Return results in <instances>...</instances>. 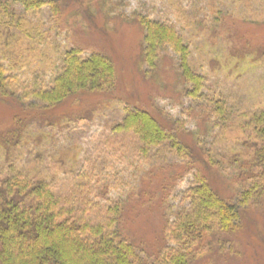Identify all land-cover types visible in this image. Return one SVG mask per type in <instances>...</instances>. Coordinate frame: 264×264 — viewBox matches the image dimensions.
Returning a JSON list of instances; mask_svg holds the SVG:
<instances>
[{"label": "rangeland", "instance_id": "obj_1", "mask_svg": "<svg viewBox=\"0 0 264 264\" xmlns=\"http://www.w3.org/2000/svg\"><path fill=\"white\" fill-rule=\"evenodd\" d=\"M116 1L120 4L114 13L140 10L172 19L184 31L192 44V64L206 79L204 96L192 102L181 94L182 83L171 66L174 56L169 50L161 52L158 80L145 78L139 68L142 29L126 17L111 22L104 32L89 35L74 26L73 31L65 24L55 26L48 11L24 17L22 29L2 22L0 60L10 73L19 74L17 90L29 95L38 86L36 81L46 87L61 66L65 50L75 45L86 48V55L92 50L109 55L116 67L117 85L108 94L113 99L94 98L98 105L82 121H62L44 129L33 120L26 124L22 138L11 136L14 142L4 146L0 138V181L13 170L44 177L64 199L81 211L86 208L93 223L103 221L107 208L119 199L127 201L130 207L124 223L128 235L151 253L148 264H162L159 208L165 197L170 204L167 216L174 218L196 171L204 172L222 195L234 200L264 175V164L256 155L262 140L257 138L253 121L264 110V0ZM219 9L225 15L215 23ZM229 26L237 29L236 37ZM243 41L249 43L245 52L236 51ZM220 97L227 103L221 121L202 110L211 109ZM126 103L150 110L157 107L168 123L186 120L187 132H198L202 141L197 144L187 134L184 139L215 166L206 168L201 160L181 158L169 143L142 155L136 136L112 130L122 119ZM62 107L49 111L46 121L62 117L57 112ZM13 114L16 109L0 104V134L13 119L15 123ZM77 114L70 109L67 116ZM208 116L204 125L203 117ZM55 139L60 150L72 148L73 165L53 159ZM186 252L191 264H264V198L251 200L236 231L204 236Z\"/></svg>", "mask_w": 264, "mask_h": 264}, {"label": "trees", "instance_id": "obj_2", "mask_svg": "<svg viewBox=\"0 0 264 264\" xmlns=\"http://www.w3.org/2000/svg\"><path fill=\"white\" fill-rule=\"evenodd\" d=\"M115 1L0 0V23L6 22L12 27L18 25L22 29L21 24L26 20L22 21L24 17L48 11L51 19L56 21L55 26L65 24L68 29L74 26V29H82L89 35L104 32L111 22L114 24L119 18L126 17L142 29L139 68L145 78L158 80L156 69L161 52L169 50L174 56L171 66L182 83L181 94L192 102L199 101L204 96L206 79L192 64V44L184 31L172 19L153 17L140 10L114 13L115 7L120 4ZM216 13L215 23L223 20L222 16L225 15L221 9ZM228 30L233 31L236 37L237 29L229 26ZM245 44L249 45L248 42H240L235 50L245 52ZM85 49L78 45L67 48L61 66L48 85L43 87L36 81L38 86L29 95L25 90L21 92L16 89L19 88L16 84L19 74L10 73L0 60V104L12 111L16 109V114L11 116L15 118V123L13 119L8 132L3 130L0 134L2 146L14 142L11 136L21 137L29 121L35 120L44 129L67 120L75 123L94 111L98 105L94 98L104 96L113 99V95H108L117 85V71L112 58L94 50L86 55ZM84 99L87 100L81 104ZM92 100L95 104L86 106ZM61 106L62 109L57 112L62 117L46 121V114ZM226 106L225 99L220 97L214 101L211 109L202 110L221 121L225 119ZM70 109L78 111V114L67 116ZM154 109L126 103L122 119L112 130L136 136L141 142L142 155L169 143L179 157L201 160L206 168L215 166L208 157L205 159L201 156L202 151L196 153L193 144L184 139L187 134L197 144L202 141L198 132H187L186 120L176 119L168 123L162 111L157 107ZM203 118L205 125L209 116ZM219 121H215V124ZM253 121L257 138L262 140L256 155L258 161L264 164V110L256 113ZM204 128L209 130L207 126ZM56 144H59L58 139L54 140L56 156L53 159L73 165L75 156L72 148L60 150ZM183 193L182 208L174 218L167 216L170 209L168 197L160 204V248L164 251L159 250L158 254L162 264H191L186 250L192 249L201 238L236 231L251 200L257 196L264 198V175L256 178L248 189L240 193L239 199L234 200L236 197L222 195L204 172L196 171ZM130 197L126 196L127 199ZM69 201L59 195L53 183L44 177H34L23 170H13L4 177L0 181V264L149 263L151 253L131 240L125 228L124 214L130 207L127 201L119 199L110 205L107 217L97 223L91 222L86 208L81 211L80 206Z\"/></svg>", "mask_w": 264, "mask_h": 264}]
</instances>
